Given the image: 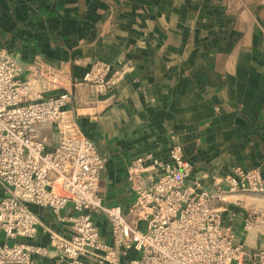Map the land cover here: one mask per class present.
Listing matches in <instances>:
<instances>
[{"label": "crops", "instance_id": "crops-1", "mask_svg": "<svg viewBox=\"0 0 264 264\" xmlns=\"http://www.w3.org/2000/svg\"><path fill=\"white\" fill-rule=\"evenodd\" d=\"M0 49L25 65L64 69L68 108L105 160L103 204L121 207L139 229L146 222L131 215L136 196L127 179L136 157L166 158L178 145L193 166L191 181L202 179L208 189L237 167L259 170L264 181V0H0ZM95 61L113 73L127 62L133 68L98 95L82 81ZM57 140L50 135L51 148ZM261 194L233 193L215 205L250 253L264 248L258 229L243 231ZM5 196L0 185V202ZM30 209L42 221L32 243L51 249L48 230L66 234L67 225ZM75 215L70 206L61 213ZM93 220L112 245L107 218L94 213ZM57 256L34 258L60 264ZM139 257L129 250L118 264Z\"/></svg>", "mask_w": 264, "mask_h": 264}, {"label": "built area", "instance_id": "built-area-1", "mask_svg": "<svg viewBox=\"0 0 264 264\" xmlns=\"http://www.w3.org/2000/svg\"><path fill=\"white\" fill-rule=\"evenodd\" d=\"M132 68L127 62L113 73L109 64L95 61L82 81L104 95ZM65 81L63 68L25 65L0 49V185L6 194L0 202L5 240L0 264H39L34 256H49L52 250L60 264H118L129 250L140 253L129 264H264V248L246 251L236 242L232 223H225L222 206H215L225 204L229 194L263 193L259 170L237 167L208 189L202 179L191 181L193 166L178 145L166 158L147 153L132 159L127 167L136 196L131 215L146 222L141 230L127 221L121 207L103 204L99 189L105 160L68 108ZM54 134L58 140L51 148ZM30 206L67 225L66 234L48 230L52 250L32 243L42 221ZM69 206L77 215L61 216ZM94 213L111 224L112 245L102 241ZM257 215L247 211L245 233Z\"/></svg>", "mask_w": 264, "mask_h": 264}, {"label": "rangeland", "instance_id": "rangeland-1", "mask_svg": "<svg viewBox=\"0 0 264 264\" xmlns=\"http://www.w3.org/2000/svg\"><path fill=\"white\" fill-rule=\"evenodd\" d=\"M263 194V195H262ZM258 196L257 204L249 208V210H256L258 215L254 217V228L258 229L257 233L259 236L264 238V193ZM260 195V194H259ZM250 207V206H249Z\"/></svg>", "mask_w": 264, "mask_h": 264}]
</instances>
